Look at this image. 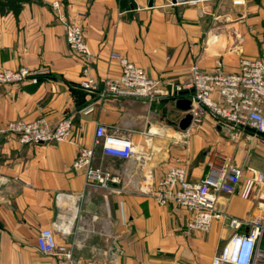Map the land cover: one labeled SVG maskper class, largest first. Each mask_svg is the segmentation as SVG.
<instances>
[{"label":"crops","instance_id":"1","mask_svg":"<svg viewBox=\"0 0 264 264\" xmlns=\"http://www.w3.org/2000/svg\"><path fill=\"white\" fill-rule=\"evenodd\" d=\"M53 3L60 5L65 21L82 26L91 52L87 65L68 49L65 24ZM79 14L84 17L77 19ZM112 53L143 68L166 89L187 84L196 62L210 72L221 60L226 71L234 72L242 57L264 59V0H36L24 4L17 16H1L2 67L48 73L37 84L0 87V264H56L55 257L42 255L36 246L38 233L56 221V244L70 250L76 264L92 259L103 264H210L231 236L225 221L213 222L208 233L188 230L186 211L157 205L133 184L148 174L157 182L176 160L192 182L206 174L210 160L221 164L229 159L244 177L247 168L264 172L253 132L232 137L210 115L182 130L184 113L175 99L153 104L138 98L101 99L105 81L121 72ZM85 75L95 82L89 91L80 87ZM41 117L50 124L71 117L70 141L20 145L3 131L11 121ZM97 125L138 145L143 144L142 131L151 133L143 159L121 161L95 150L93 167L121 175L127 192L86 188L83 172L72 169ZM217 201L232 217L257 213L251 200L238 195L219 194Z\"/></svg>","mask_w":264,"mask_h":264},{"label":"built area","instance_id":"2","mask_svg":"<svg viewBox=\"0 0 264 264\" xmlns=\"http://www.w3.org/2000/svg\"><path fill=\"white\" fill-rule=\"evenodd\" d=\"M58 19L65 24V40L68 49L85 65L90 62L91 52L85 41L82 26L76 20L65 21L60 5L53 3ZM79 14L78 18H83ZM241 40V39H240ZM110 58L120 67L117 77L105 81L100 98H138L148 103H160L167 99H179L188 92L192 117L189 128L200 124L205 115H210L231 133L232 137L247 130L253 132V139L264 156V59L242 57L239 67L228 72L221 60H217L213 70H203L198 62L189 70L187 84H175L166 89L159 79L145 73L144 69L130 62L126 57L112 53ZM86 72V71H85ZM46 70H30L25 67L6 69L0 64V87L20 85L25 82L37 84ZM92 78L80 82L83 90L93 89ZM5 133L13 136L20 145H38L70 141L74 124L71 117H65L56 124H50L41 117L32 121L15 120L7 123ZM150 131L140 133L142 145L129 138L108 135L102 125H97L89 146L79 149L72 164L75 172H83L87 188L127 192L121 175L93 167L94 153L100 148L102 155L121 161L139 160L145 156V149L151 145ZM206 174L198 181L188 179V171L178 160L170 165L161 179L154 182L150 174L133 184V187L159 206L175 205L188 214L187 229L208 233L215 221H225L232 234L220 247L210 264H264V172L255 168L244 170L233 166L229 159L217 164L207 163ZM238 195L251 200L257 210L256 215L239 219L227 215L217 206L218 195ZM62 199L69 195H59ZM59 228L56 221L53 228L42 229L36 237V246L42 255L53 256L56 264H76L70 250L58 246L54 229ZM84 264H103L98 260H88Z\"/></svg>","mask_w":264,"mask_h":264},{"label":"trees","instance_id":"3","mask_svg":"<svg viewBox=\"0 0 264 264\" xmlns=\"http://www.w3.org/2000/svg\"><path fill=\"white\" fill-rule=\"evenodd\" d=\"M36 0H0V17L9 13L17 16L24 4H29Z\"/></svg>","mask_w":264,"mask_h":264},{"label":"water","instance_id":"4","mask_svg":"<svg viewBox=\"0 0 264 264\" xmlns=\"http://www.w3.org/2000/svg\"><path fill=\"white\" fill-rule=\"evenodd\" d=\"M176 107L184 113L183 118L180 120L179 128L186 130L191 124L192 117L187 111L190 108V101L186 98H179L176 100Z\"/></svg>","mask_w":264,"mask_h":264}]
</instances>
